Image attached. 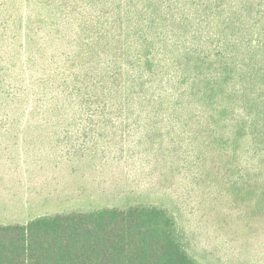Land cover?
I'll return each instance as SVG.
<instances>
[{"label": "trees", "instance_id": "obj_1", "mask_svg": "<svg viewBox=\"0 0 264 264\" xmlns=\"http://www.w3.org/2000/svg\"><path fill=\"white\" fill-rule=\"evenodd\" d=\"M0 131L78 170L152 153L148 190L184 173L264 220V0H0ZM116 199L0 222V264H206L167 204Z\"/></svg>", "mask_w": 264, "mask_h": 264}, {"label": "rangeland", "instance_id": "obj_2", "mask_svg": "<svg viewBox=\"0 0 264 264\" xmlns=\"http://www.w3.org/2000/svg\"><path fill=\"white\" fill-rule=\"evenodd\" d=\"M129 137L138 138L136 134ZM22 141L21 135L0 131V222L23 223L36 215L94 208L114 204L116 196L142 194L175 212L192 253L206 264H264L262 216L251 213V202H237L226 191L213 193L212 181L204 179L208 181L196 186L182 173L172 184L163 185V191L148 190L152 184L143 174L155 159L152 153L136 150L128 153L127 163L103 168L85 165L78 170L55 164L46 150L29 152L39 143L21 150ZM31 158L35 163L30 164ZM102 180L113 186L106 194L95 190ZM115 186L117 192L110 191Z\"/></svg>", "mask_w": 264, "mask_h": 264}]
</instances>
